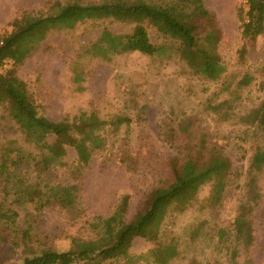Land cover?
I'll return each instance as SVG.
<instances>
[{
	"label": "trees",
	"instance_id": "16d2710c",
	"mask_svg": "<svg viewBox=\"0 0 264 264\" xmlns=\"http://www.w3.org/2000/svg\"><path fill=\"white\" fill-rule=\"evenodd\" d=\"M88 19H112L133 25L127 34L103 33L86 51L93 58L110 62L114 56L134 53L159 62L177 58L190 76L206 83L222 84L220 92L226 97L221 102L206 99L204 111L214 115L216 123L243 126L245 139L249 136L260 139V144L256 142L253 148L247 170L233 169L223 149L213 144L216 137L199 129L196 121L183 118L178 120L176 128L163 134L167 143L180 147L183 152L170 160L173 179L148 195L132 221L126 220L128 195L118 199L108 216H89L82 202L80 184L52 183L42 178L43 173L64 167H68L69 175L80 177L94 157L106 150L108 140H119L122 126L129 127L131 123L121 111L108 120L101 117L97 109L80 112L60 122L50 121L15 68L1 72L7 62L21 64L46 32L73 30ZM237 19L244 44L237 51L236 66L232 70L219 53L221 33L213 25L214 17L206 10L203 0H105L95 4L75 1L48 9L45 15L24 13L13 22L12 32L0 37V108L22 134L25 144L33 149L17 141L1 145L0 180L5 178L9 182L6 197L19 209L32 207L38 214L50 209L70 212L72 223L79 224L88 237H73L66 252L42 248L40 241L35 248L30 235L19 231V236H13L19 213L1 202L0 242L11 243L4 253L24 247L23 264H139L138 258L129 251L134 240L141 238L152 245L145 255L146 264H174L184 260L187 251L179 238L162 232L169 210L173 208L175 214L186 212L199 204L194 202L197 194L210 185L209 197L201 202L203 211L220 207L230 189L235 187L239 193L233 221L217 228L213 242L215 257H210L205 264H252L249 259L239 260L248 258L255 245L254 218L264 200L261 185L264 102L245 115L236 111L243 92L254 82V74L242 68L247 64L246 43L264 38V0H241ZM147 22L156 28L158 39L164 40L163 52L153 42ZM127 95L136 96L135 89H129ZM131 101L134 103L133 99ZM47 135L55 137L50 144L44 141ZM67 147L76 153L77 159L72 164L68 162ZM23 164L28 166L25 174L33 170L38 176L35 180L17 173ZM206 225V221H201L191 226L188 234L191 243L200 240ZM188 264L200 263L191 259Z\"/></svg>",
	"mask_w": 264,
	"mask_h": 264
},
{
	"label": "rangeland",
	"instance_id": "374dc122",
	"mask_svg": "<svg viewBox=\"0 0 264 264\" xmlns=\"http://www.w3.org/2000/svg\"><path fill=\"white\" fill-rule=\"evenodd\" d=\"M75 1L95 4L105 0H0V37L9 35L13 22L24 13L45 15L48 9ZM203 1L206 10L214 17L213 25L221 33L219 53L232 70L236 66L237 51L244 44L237 19L241 0ZM146 24L153 42L163 52L164 40L158 39L156 28L149 22ZM132 27L112 19H88L73 30H50L21 64L7 62L1 69L4 73L15 68L17 76L26 83L29 92L41 106V112L50 121L60 122L66 117L93 109L99 110L101 117L108 120L120 111L131 120L129 127L122 126L119 140L110 138L106 150L94 157L80 177L69 175L68 167L42 174V178L52 183L80 184L82 202L89 216H108L118 199L128 195L127 221L135 218L153 190L165 187L172 181L170 160L183 152L180 147L167 143L163 134L172 127L176 128L178 120L190 118L198 123L199 129L214 135L216 139L213 144L223 149L233 169L243 167L246 171L253 148L260 144L257 137L245 139L243 126L216 123V117L204 111L206 99L221 102L226 97L220 92L222 84H210L190 76L177 58L161 63L160 60L134 53L114 56L109 62L87 54L86 51L103 33L127 34ZM245 46L248 49L247 64L242 69L254 74L255 78L238 103L236 112L240 115L247 114L251 108L264 102V38L248 42ZM131 88L135 89L136 96L127 95ZM168 124L170 127H167ZM54 140V136L47 135L44 141L50 144ZM9 141H17L33 149L25 144L22 134L0 108V146ZM67 155L70 164L76 161L73 148L67 147ZM27 167L23 164L17 173L35 180L38 176L33 174V170L25 174ZM261 185L264 190V177ZM9 189V182L1 179L0 203L11 205L19 213L13 236H19L20 231L32 237L35 248L43 245L42 248L49 247L59 252L70 249L73 237H88L79 224L72 223L70 212L50 209L38 214L32 207L19 209L11 203L10 197H6ZM210 191V185L203 187L194 200L199 204L182 214H175L177 212L173 208L169 210L162 232L179 238L187 251L186 258L174 264H188L191 259L205 264L210 257H215L213 242L216 230L233 221L239 190L235 187L230 189L220 207L203 211L201 202L209 197ZM201 221L207 222L206 228L200 240L191 243L189 230ZM254 230L255 245L248 258L242 257L239 261L249 259L252 264H264V200L256 212ZM10 246V242H0V264H23L26 256L23 255L24 247L4 253ZM151 247L146 240L137 238L129 254L137 257L139 264H146L145 255Z\"/></svg>",
	"mask_w": 264,
	"mask_h": 264
}]
</instances>
